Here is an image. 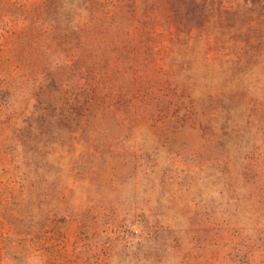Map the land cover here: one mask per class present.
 Listing matches in <instances>:
<instances>
[{
    "label": "rangeland",
    "instance_id": "obj_1",
    "mask_svg": "<svg viewBox=\"0 0 264 264\" xmlns=\"http://www.w3.org/2000/svg\"><path fill=\"white\" fill-rule=\"evenodd\" d=\"M0 264H264V0H0Z\"/></svg>",
    "mask_w": 264,
    "mask_h": 264
}]
</instances>
